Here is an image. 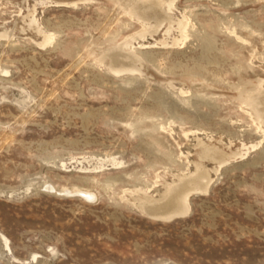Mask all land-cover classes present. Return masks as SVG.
<instances>
[{"label": "rangeland", "instance_id": "rangeland-1", "mask_svg": "<svg viewBox=\"0 0 264 264\" xmlns=\"http://www.w3.org/2000/svg\"><path fill=\"white\" fill-rule=\"evenodd\" d=\"M263 94L264 0H0V264H264Z\"/></svg>", "mask_w": 264, "mask_h": 264}, {"label": "bare ground", "instance_id": "bare-ground-1", "mask_svg": "<svg viewBox=\"0 0 264 264\" xmlns=\"http://www.w3.org/2000/svg\"><path fill=\"white\" fill-rule=\"evenodd\" d=\"M150 5V4H149ZM144 8H142V10H143ZM150 9V8H149ZM141 10V9H140ZM148 10V9H147ZM144 12V11H143ZM148 12H149V10H148ZM140 14V13H139ZM144 14V13H143ZM145 14H147L146 12H145ZM144 14V15H145ZM147 17L148 16H146V17H144L143 15L141 16V17H139L140 18V20L141 19H144V21H145V19H147ZM143 21V20H142ZM112 64H114V63H112ZM114 66V65H113ZM113 68V67H112ZM115 68V67H114ZM118 68V67H117ZM123 69H126V70H132V68L130 67V68H125V67H121V66H119V70H117V71H121V70H123ZM112 70V69H111ZM113 71V70H112ZM116 71V68L114 69V72ZM116 71V72H117ZM257 99V112H259V114H260V118L262 119V121L264 122V94L263 95H261L260 97H258V98H256ZM218 154V153H217ZM208 155H211V157H213L214 159H216L219 163H222L223 162V160H225L224 158H223V156L221 157V156H218V155H216L212 150H209L208 151ZM228 157V156H227ZM205 182V181H204ZM199 187V186H198ZM189 186L187 187L186 186V184H184V185H182L180 188H178V189H176V190H173V191H171V192H169V195L167 196V199L163 202V203H161V204H159V205H154V206H152V207H148V209L149 210H151V211H153V212H160V213H162V212H165V211H169L170 209H169V207H171V208H173L171 211H174V212H178V211H181L182 209H183V206H182V204H184V201L185 200H183V198H186V195H187V193H185V191H189ZM191 188V187H190ZM197 189H199V188H197ZM192 190V189H191ZM185 194H184V193ZM184 194V195H183ZM185 205V204H184ZM147 206H145V209H147L146 208Z\"/></svg>", "mask_w": 264, "mask_h": 264}, {"label": "water", "instance_id": "water-1", "mask_svg": "<svg viewBox=\"0 0 264 264\" xmlns=\"http://www.w3.org/2000/svg\"><path fill=\"white\" fill-rule=\"evenodd\" d=\"M46 188H48V187H46ZM48 189H51V188H48ZM66 194L68 193V192H65ZM182 211V210H181ZM171 212H173L174 213V211H171ZM178 212H180V211H178ZM168 213H170V212H165L164 214H168ZM173 213H171V214H173ZM176 213H177V211H176ZM153 214H155V213H153ZM157 214V213H156ZM160 214H163V213H160ZM159 215V214H158ZM170 217V215H165V217Z\"/></svg>", "mask_w": 264, "mask_h": 264}]
</instances>
